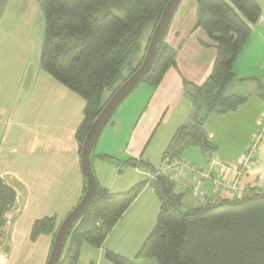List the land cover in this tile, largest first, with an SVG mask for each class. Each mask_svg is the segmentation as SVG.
<instances>
[{
	"label": "crops",
	"instance_id": "crops-1",
	"mask_svg": "<svg viewBox=\"0 0 264 264\" xmlns=\"http://www.w3.org/2000/svg\"><path fill=\"white\" fill-rule=\"evenodd\" d=\"M256 2L261 17L235 64L236 78L227 88L228 95L244 97L246 103L207 121L205 132L214 151L204 153L191 148L182 157L199 168L207 169L213 156L238 167L263 126L260 84L241 81L264 78V0ZM196 12V0L181 2L166 40L178 51L176 68L168 71L157 88L147 84L136 87L116 110L97 143L92 169L98 186L111 194L128 192L144 182L145 176L158 171L176 132L191 124L194 107L184 82L201 87L216 60V43L203 30H194ZM43 37L44 28L32 32L31 25L0 29V179L17 194L16 205L8 215L9 219L13 215V222L6 264H47L55 237L41 236L32 243L33 224L55 217L58 230L80 203L86 186L77 140L86 102L42 70ZM156 138L157 144L152 146ZM104 155L110 159L102 158ZM128 160H134L137 166L127 164ZM240 182L249 189L247 194L264 193V140L256 164ZM198 186L189 180V187ZM199 188L208 193L207 201H201L189 189L177 192L192 209L236 199L211 183ZM160 208L159 197L148 184L102 248L83 246L78 264H111L105 258L108 251L127 259L137 257L156 226Z\"/></svg>",
	"mask_w": 264,
	"mask_h": 264
},
{
	"label": "trees",
	"instance_id": "trees-1",
	"mask_svg": "<svg viewBox=\"0 0 264 264\" xmlns=\"http://www.w3.org/2000/svg\"><path fill=\"white\" fill-rule=\"evenodd\" d=\"M9 1L0 0V19ZM169 1L36 0L45 21L41 68L86 102L84 120L77 132L80 152L98 115L142 65L153 31ZM196 2L194 30H203L216 43V60L210 77L201 87L184 82L194 107L193 118L190 125L176 132L164 152V161L182 159L191 148H199L204 153L214 151L205 132L207 121L212 116L236 111L247 100L228 95L227 88L236 78L235 64L261 17V7L256 0ZM180 5L174 9L170 27ZM170 27L159 44L151 71L139 85L157 88L168 71L176 68L178 51L166 42ZM148 28L152 32L143 49L141 39ZM139 55L141 60L135 64ZM241 81L259 83L260 97L264 100V78ZM102 158L110 159L106 155ZM127 164L137 166L134 160H128ZM142 165L150 167L148 163ZM166 181L171 198L156 179L151 183L144 181L121 194H111L98 186L95 200L67 238L58 264H78L84 245L102 248L148 184L155 189L161 208L156 226L135 260L156 264H264V193H250L241 199L183 212V195ZM85 193L86 186L83 197ZM16 202V191L0 179V249L1 235ZM56 232L57 219L43 218L33 224L30 240L35 243L41 236L55 237ZM105 258L111 264H138L109 251Z\"/></svg>",
	"mask_w": 264,
	"mask_h": 264
},
{
	"label": "water",
	"instance_id": "water-1",
	"mask_svg": "<svg viewBox=\"0 0 264 264\" xmlns=\"http://www.w3.org/2000/svg\"><path fill=\"white\" fill-rule=\"evenodd\" d=\"M181 1L182 0H170L168 2L158 24L153 31L142 65L127 81L122 84L116 94L98 115L88 131L81 151V169L83 176L86 179V193L82 201L73 209V211L66 217L58 228L47 264L59 263L65 243L73 230L75 223L87 207L95 200L98 192V183L92 169L93 152L104 129L107 127L116 110L139 85L140 81L151 71L157 56L159 44L163 41V38L170 27L174 9L181 3ZM156 180L162 185L167 197L171 198V190L166 179L163 176H158Z\"/></svg>",
	"mask_w": 264,
	"mask_h": 264
},
{
	"label": "built area",
	"instance_id": "built-area-1",
	"mask_svg": "<svg viewBox=\"0 0 264 264\" xmlns=\"http://www.w3.org/2000/svg\"><path fill=\"white\" fill-rule=\"evenodd\" d=\"M264 140V122L261 130L255 136L250 148L243 156L238 167H231L223 159L213 156L208 160L207 169L199 168L183 159L165 160L158 171L145 176V181L151 183L158 176L168 179L177 190L189 189L201 201L209 199L208 193L199 188L203 183H211L218 191L233 198L241 199L249 189L241 185L244 174L257 162L258 151ZM192 179L198 187H189Z\"/></svg>",
	"mask_w": 264,
	"mask_h": 264
},
{
	"label": "rangeland",
	"instance_id": "rangeland-1",
	"mask_svg": "<svg viewBox=\"0 0 264 264\" xmlns=\"http://www.w3.org/2000/svg\"><path fill=\"white\" fill-rule=\"evenodd\" d=\"M176 19L177 18L175 17V21ZM12 25H31L32 32H35L37 30V27L40 29L44 28L45 21L36 0L9 1V4L3 14V17L0 19V29L1 31H8V29L10 28V26L12 27ZM151 32H152V28H148L143 34V37L141 39V45L143 49L146 48L148 40L150 39L151 36ZM137 58H139V56ZM136 59L134 63L137 61ZM108 96L109 95L106 94L105 99H107ZM156 144H157V138L152 142V146H155ZM186 203L188 202L186 201L185 204L183 202L182 211L183 212L192 211L193 209L189 207V204ZM11 222H13V215L11 216V219L8 218L7 226L5 227L1 235L0 264H6V259L10 255L11 233H12ZM132 259L135 260L136 257L132 256ZM132 259H128V260H132ZM135 261L138 264H156L155 262L149 260H135Z\"/></svg>",
	"mask_w": 264,
	"mask_h": 264
}]
</instances>
